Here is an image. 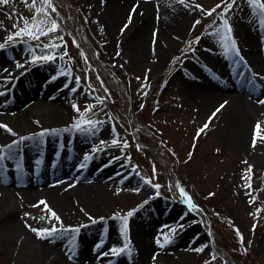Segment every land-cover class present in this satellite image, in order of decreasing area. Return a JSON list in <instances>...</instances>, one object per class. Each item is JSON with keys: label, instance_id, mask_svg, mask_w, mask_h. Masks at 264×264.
Wrapping results in <instances>:
<instances>
[{"label": "rangeland", "instance_id": "1", "mask_svg": "<svg viewBox=\"0 0 264 264\" xmlns=\"http://www.w3.org/2000/svg\"><path fill=\"white\" fill-rule=\"evenodd\" d=\"M93 1L51 0L54 12L39 0L35 8L22 0L0 5V42L4 54L9 55L4 68L12 66L15 76L33 69L44 73L62 92L64 127L74 130L83 123L84 130L90 129L87 146L103 157L118 180L108 192L109 207L104 211L78 215L72 210L59 211L56 219L40 204L27 213L41 220L38 229L55 228L52 234L66 236L68 242L75 238L72 233L86 232L95 233L92 242L101 230L111 228L122 235L118 248L127 246V250L104 256L108 261L101 263L142 264L133 258L132 220L137 212L140 217L141 212L149 214L160 206L162 213L169 214L165 220L169 224L174 222L182 229L192 223L204 236L195 237L193 245H187L190 250H169L179 233L157 230L153 237L156 245L168 250L145 264H264V167L240 163L239 154L227 150L218 140V113L211 114L213 108L205 111L189 96V81L209 79L202 66L210 62L205 49L196 43L202 42L210 29V43L219 42L220 32H226L225 21L233 31L243 0H213L200 6V18L190 25L183 44L173 49L159 70L154 68L157 60L137 58L124 40L127 27L119 28L114 40L104 34ZM259 2L264 4V0ZM246 5L250 7L248 1ZM36 8H44L47 16L37 15ZM34 16L47 21L43 26L46 31L52 22L56 30L47 35L36 33L39 39L23 33L15 36L24 28V20L31 24ZM10 36L14 38L9 40ZM238 56L246 59L248 54L238 52ZM188 65L194 68L192 77L183 70ZM13 82L0 87V96ZM21 145L17 143L18 148ZM47 207L50 209V203ZM157 220L162 221L160 217ZM45 244L43 240L41 245ZM43 253L34 258L24 244L19 252L11 248V257L0 252V264H45ZM49 264L71 263L61 259Z\"/></svg>", "mask_w": 264, "mask_h": 264}, {"label": "bare ground", "instance_id": "2", "mask_svg": "<svg viewBox=\"0 0 264 264\" xmlns=\"http://www.w3.org/2000/svg\"><path fill=\"white\" fill-rule=\"evenodd\" d=\"M211 1L94 0L92 4L110 40L115 39L119 28L127 27L124 40L137 58L157 60L154 68L159 70L164 67L167 56H172L173 49L183 44L190 25L200 18V6ZM246 1L243 0L242 10L237 12L238 24L228 34L230 39L225 38L226 32H220L219 42L210 43V29L204 40L196 43L205 49L211 66L209 63L202 66L209 79L188 82L192 86L189 96L205 111L213 108L211 114L218 113L215 124V128H220L218 140L227 150L239 154L240 163L253 162L264 167V103H261L264 101V16L253 5L248 7ZM214 29H218V22ZM3 50L0 47V87L7 81L15 82L5 87V94L0 96V124L11 130L0 128V252L11 257V248L19 252L26 244L34 258L44 252L45 264L61 259L71 264L107 263L104 256H114L111 249L118 248L122 239L111 228L101 230L92 242L95 233H72L75 238L68 242L61 234L40 238L33 231L42 230L37 225L41 220L27 211L37 209L41 201L50 203V210L55 214L71 210L75 212L73 215L104 211L109 207L108 192L118 180L103 157L87 146L90 129L84 130L83 123L77 124L74 130L64 127L65 108L57 86L37 69L31 73L23 71L16 77L12 66L4 68L9 55ZM238 52L248 54V63L235 61ZM183 70L188 77L195 74L190 65ZM257 124L260 125L258 132ZM254 134L255 147L252 146ZM18 142L22 143L20 148ZM160 209L156 206L149 214L140 211V217L137 212L132 220L133 258L142 264L168 250L156 245L153 237L157 230L173 229L179 233L169 250H190L187 245H193L195 237L204 236L192 223L182 229L174 222L169 224L165 221L169 214ZM191 231L193 237L189 238Z\"/></svg>", "mask_w": 264, "mask_h": 264}, {"label": "snow or ice", "instance_id": "3", "mask_svg": "<svg viewBox=\"0 0 264 264\" xmlns=\"http://www.w3.org/2000/svg\"><path fill=\"white\" fill-rule=\"evenodd\" d=\"M8 2H9V0H0V5L7 4ZM22 2H24L25 4H28V6L30 8H35L37 0H22ZM39 2L41 4H43L46 8H51L53 12L55 11V8L52 6L51 0H39ZM233 2H234V0H233ZM248 2L251 5H253L254 7H256L260 11L261 15L264 16V4H261L259 2V0H248ZM217 7H220V5H217ZM230 7H231V4L228 5V8H230ZM40 13H43V15L45 17L47 16V12L44 11V8H36V14L39 15ZM209 14H211V13H209ZM22 19H24V18L22 17ZM46 23H47V21L45 19L36 20L35 16L33 17L31 24L29 23V21L27 19H25L24 20V28L21 29L19 32L15 33V36H20L23 33V34H27V35L31 36L34 39H39V35H47L48 32L56 30V24L54 22H52L50 27H48L47 31H46L45 28L43 27ZM14 27H15V25H14ZM224 28L226 30L225 38L230 39V36L228 34L231 32V29L228 27L227 21H225V23H224ZM36 33H39V35H36ZM13 38L14 37H12V36L8 37L9 40H12ZM0 47H3V45L0 44ZM232 48L235 49V43L234 42L232 43ZM43 59H49V57H43ZM261 103H264V101H261ZM221 107H223V105ZM217 111H219V109H217ZM205 127H207V125H205ZM0 128H4L6 131H9V132L11 131L10 129L7 128L6 125H3V124H0ZM259 129H260V125L257 124L256 131L258 132ZM44 134L45 133H40L39 135L43 136ZM113 143H115V141H113ZM255 144H256V135L254 134L252 146L255 147ZM0 159H2V157H0ZM85 159H87V157ZM181 195L184 196L183 191H181ZM185 199H187V198L185 197ZM40 203L44 204L45 210L49 211L51 213L52 217L58 219V217H56V214L54 212H51L50 209H48L47 204L45 202L41 201ZM34 206H38V205H34ZM127 215L131 216L132 213L129 212ZM117 218H119V217H117ZM123 222H124V231L126 232V230H127V216L123 218ZM33 231H35L37 233L38 237L44 238V236H49L52 233H55L57 231V229L52 228L49 230H40V231L33 229ZM158 243H159V241H158ZM126 250H127V246H125V248H112L111 253H112V255H118L119 253L124 252Z\"/></svg>", "mask_w": 264, "mask_h": 264}]
</instances>
